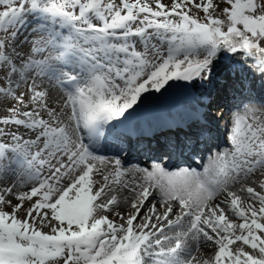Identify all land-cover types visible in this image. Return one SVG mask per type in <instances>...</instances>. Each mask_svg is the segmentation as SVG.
<instances>
[{"label":"snow or ice","instance_id":"1","mask_svg":"<svg viewBox=\"0 0 264 264\" xmlns=\"http://www.w3.org/2000/svg\"><path fill=\"white\" fill-rule=\"evenodd\" d=\"M154 3L0 0V179L30 185L0 187V264H192L209 246L218 250L203 264H264V180L260 191L248 186L257 172L264 176V91L252 95L248 86L251 72L264 88V0ZM222 62L251 99L232 92L229 146L202 171L170 170L158 158L125 168L119 153L98 154L131 137L125 122L144 94L173 87L199 96L189 116L161 125L196 128L195 138L169 139V149L195 151L211 140L213 122L225 118L213 95ZM54 88L62 90L56 104ZM97 162L113 166L111 183V173L93 179ZM129 170L141 174L124 201L130 211L114 212L113 185ZM243 192L259 207L242 206Z\"/></svg>","mask_w":264,"mask_h":264},{"label":"rangeland","instance_id":"2","mask_svg":"<svg viewBox=\"0 0 264 264\" xmlns=\"http://www.w3.org/2000/svg\"><path fill=\"white\" fill-rule=\"evenodd\" d=\"M149 2L152 4V7L155 8L154 0H149ZM214 2H215V0H214ZM162 3H164L165 5H169L170 6L171 3H172V0H162ZM220 6L222 8L225 5L223 3H221ZM0 10H2V9H0ZM191 14L198 15L200 18H203V16H204V14H203L202 11H200L198 9H195V8L192 9V13ZM217 14H219V10H218ZM221 18H223V17H221ZM28 20L31 22V24H34L35 23L32 20V17L31 16H28ZM31 24H30V26H31ZM260 46L261 47H264V41L261 42V45ZM239 58H240L239 55H236V56L232 57L233 60H238ZM248 64H251V60L248 61ZM227 69H229V65H227V64H225V63L222 62L221 65H220V67L218 68L217 74H220V72H223V71L229 72V71H227ZM248 76H249V84L251 86H253L255 89H258V90L262 88V86H261V80H260V77L259 76H256V75H254L251 72L248 73ZM235 78H237V79L239 78L240 79L239 73L236 74V77ZM262 89H264V88H262ZM156 94L157 95H160L159 93H156ZM55 95H57L58 98H60L59 99V101H60L61 100V96H62V90L55 89V88L52 90L50 103H53L52 102V96H55ZM198 96H199V92L196 90L195 91V94L193 96V98H194L195 101H197ZM161 98H163V97H161ZM138 106H140V105H138ZM211 110H214V109L211 107ZM223 111H224V109H223ZM216 113L217 112L213 111V115H215ZM224 113H225V111H224ZM3 114L4 113L2 111H0V115H3ZM219 123H222V121H219ZM223 139H226V137L223 136ZM106 156L109 157V158L111 157V156H108V155H106ZM105 166H106V164H101L100 162H97V168L99 169V171L98 172H94L93 179L99 180V181L103 182L102 181L101 173L103 172V169L105 168ZM125 168H128V167L125 165ZM109 173H111V175L109 176V183H111V181L113 180V177L115 175L114 169L111 170V171H109ZM102 174H104V173H102ZM5 175H6V178L0 179V187H6V186H8L9 184H12V183H15L17 185L18 180L19 179H23V178H17V177H14V176H9L7 174H5ZM104 175H106V174H104ZM259 175H260V173H256L252 177H258ZM119 179H120L121 183L118 184V185H115V184L113 185V187L116 188V190H117L116 191V194L118 195V199L120 201V204H119L118 207L117 206H114V207H116V210H114V212H120L121 211L120 208L121 207H123V208L125 207V205H123V204H125L124 203L125 199L126 198L130 199L131 198V195H132L131 191L129 190L130 187L132 185L136 184L137 182H139L141 180V176H139L138 173L129 170L126 175L121 176ZM259 183L260 182H255L251 178V180L249 182V185H251L253 187H259ZM28 186H30V185H28ZM125 186H128V187H125ZM240 195H241V200H242V206H245L246 207L247 203H254L257 207H259L258 202L252 201L248 197V195H247L246 192L240 193ZM157 196H158V193H157ZM9 198L12 199V202L13 203H16L17 202L14 198H12V197H9ZM156 203H157V208H160V204H159L158 200H157ZM6 210L11 211V209H6ZM161 211H162V209H161ZM114 212L113 213H103L102 212L101 214H107V215H109V218L110 219H113L115 221V223H117V224L121 223L122 221L118 217H116L114 215ZM120 213H123L124 214L123 211L120 212ZM21 215H23V213H21ZM226 215L228 216V218L230 220H232L235 223L241 222L235 216H233L231 213H226ZM181 230H186V229H181ZM43 231L48 232L49 229L47 227H45L43 229ZM257 234H259V233H257ZM173 244H174V241H173ZM240 244H241V242L238 241V242H236V244L230 245L229 247H230V249H232L234 251L235 248L238 245H240ZM217 250L218 249L216 247H211V246H209L207 248L202 247L199 251H195V257H196V259L192 261V264H203V261L204 260H209L210 259L209 258V255L212 254V253H214ZM244 250L247 251V252H249L250 254H253L257 258H259L258 249L257 250H253L249 246L244 245ZM184 259L185 260L188 259L187 254H185Z\"/></svg>","mask_w":264,"mask_h":264},{"label":"bare ground","instance_id":"3","mask_svg":"<svg viewBox=\"0 0 264 264\" xmlns=\"http://www.w3.org/2000/svg\"><path fill=\"white\" fill-rule=\"evenodd\" d=\"M227 71H229V70L227 69ZM195 91L196 90H192L190 95L185 100L181 101V103L179 104L180 107H184L185 108V106H187V108H190V109L186 108V109L170 111V110H168L169 108H164V109L160 108L159 109L160 114L158 116H162L163 115V118H167L166 119L167 122L170 121V120H173V119L179 120L181 117L189 116L192 113L193 109L196 107V104H197V101H195L194 98H193V96L195 94ZM260 91H261V89H259V92ZM228 92L221 93V91H220V92L214 93L213 94L214 95V101H219L220 103H225L226 100L228 99V96H227ZM219 93L220 94H226V96H222ZM59 99L60 98H58L57 95L52 96L53 104L58 103ZM153 100L155 102L157 101V95L156 94H154L153 92L144 94V96L142 97V100L140 102V103L144 102L143 104H141V108H145L146 102H151ZM228 104H223V105H228ZM176 108H178V106H176ZM153 119H152V117L144 119V117H142L141 115H136L128 123H130L129 126L134 129V132H139L140 131L139 128L143 126L142 124H140L141 122H144V121L145 122H149V121H151ZM150 128H151V130H153V129H156L157 126L149 127L147 129V131H149ZM212 139H213V136H212ZM151 140H153V141H151ZM207 142H205V143H207ZM200 144H203V143H200ZM130 149L133 150L136 153H138V152H148V153H156L157 152L158 153L163 148L160 147V143L155 139V134H153L151 137H148L146 139H141V138L138 137L137 143L136 144H131ZM128 151H130V150H128ZM111 170H113V166L110 165V164H106V166L103 169L102 173L107 175L109 173V171H111ZM136 173H138V172H136ZM138 175L141 176L140 173H138ZM21 180L22 179L18 180L17 185H16V190L17 191H28V189H30V186L27 185V186L21 187ZM255 202H258V201H255ZM123 205H125V207L124 208L121 207L120 208L121 209L120 212L123 211L124 214H126V213H128L130 211V206H128L126 204H123ZM174 207H175V205H174ZM114 210H116V207H114ZM213 257H214V253L209 255L210 259H212Z\"/></svg>","mask_w":264,"mask_h":264},{"label":"water","instance_id":"4","mask_svg":"<svg viewBox=\"0 0 264 264\" xmlns=\"http://www.w3.org/2000/svg\"><path fill=\"white\" fill-rule=\"evenodd\" d=\"M173 93L176 94V97H178L177 101H179L180 99H183L186 95L189 94V92H187L185 89L178 87L176 91H172Z\"/></svg>","mask_w":264,"mask_h":264}]
</instances>
